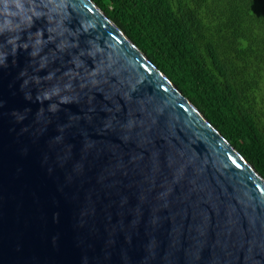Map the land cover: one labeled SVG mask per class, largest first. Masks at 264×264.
<instances>
[{
    "label": "water",
    "instance_id": "water-1",
    "mask_svg": "<svg viewBox=\"0 0 264 264\" xmlns=\"http://www.w3.org/2000/svg\"><path fill=\"white\" fill-rule=\"evenodd\" d=\"M74 4L107 57L98 85L70 71L78 102L51 112L18 68L0 77V264H264V178L93 0Z\"/></svg>",
    "mask_w": 264,
    "mask_h": 264
},
{
    "label": "trees",
    "instance_id": "trees-1",
    "mask_svg": "<svg viewBox=\"0 0 264 264\" xmlns=\"http://www.w3.org/2000/svg\"><path fill=\"white\" fill-rule=\"evenodd\" d=\"M264 178V0H93Z\"/></svg>",
    "mask_w": 264,
    "mask_h": 264
},
{
    "label": "clouds",
    "instance_id": "clouds-1",
    "mask_svg": "<svg viewBox=\"0 0 264 264\" xmlns=\"http://www.w3.org/2000/svg\"><path fill=\"white\" fill-rule=\"evenodd\" d=\"M74 12V0H0V77L5 71L18 68L13 86L16 80L21 81L19 90L29 101L33 100V87L36 89L35 100L41 104L44 100L58 98V102L49 105L48 111L51 112L59 111L61 104L78 102L76 96L65 94L72 91L75 79L64 80L70 71L81 77L87 76L86 83L94 85H98L106 74L103 67L96 68L106 62L107 57L98 41L90 36L93 25L78 22L79 27H74ZM82 36L88 37L83 41V47ZM50 44L53 48L46 52ZM21 52L27 53L22 68L19 62ZM65 54L69 57L66 63L71 68H66L58 76L60 68L51 66L62 62ZM88 60L93 61V66L85 73ZM45 69L50 70L40 76ZM3 107L4 101L0 97V109ZM30 111V108L23 112L14 110L11 115L16 122H22ZM44 111L43 108L38 110V119Z\"/></svg>",
    "mask_w": 264,
    "mask_h": 264
}]
</instances>
